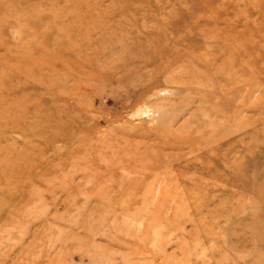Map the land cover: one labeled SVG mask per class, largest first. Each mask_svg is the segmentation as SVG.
<instances>
[{
  "label": "rangeland",
  "instance_id": "obj_1",
  "mask_svg": "<svg viewBox=\"0 0 264 264\" xmlns=\"http://www.w3.org/2000/svg\"><path fill=\"white\" fill-rule=\"evenodd\" d=\"M262 198L264 0H0V264H264Z\"/></svg>",
  "mask_w": 264,
  "mask_h": 264
},
{
  "label": "bare ground",
  "instance_id": "obj_2",
  "mask_svg": "<svg viewBox=\"0 0 264 264\" xmlns=\"http://www.w3.org/2000/svg\"><path fill=\"white\" fill-rule=\"evenodd\" d=\"M143 89H144V87H143ZM139 96H141V95H138V97H139ZM260 201H262V202H261V205H262V207H264V198H262Z\"/></svg>",
  "mask_w": 264,
  "mask_h": 264
}]
</instances>
